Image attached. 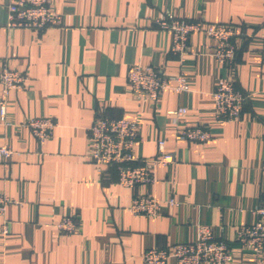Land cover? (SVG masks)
<instances>
[{"label":"crops","instance_id":"crops-1","mask_svg":"<svg viewBox=\"0 0 264 264\" xmlns=\"http://www.w3.org/2000/svg\"><path fill=\"white\" fill-rule=\"evenodd\" d=\"M47 1L61 25L36 32L7 29L8 0H0V71L27 77L8 94L0 120V147L14 153L0 157V193L17 203L0 217V264H143L149 249L194 242L200 226L225 241L228 264H258L235 238L256 223L254 209L264 203V0ZM160 18L233 27L239 50L232 73L210 57L215 42L201 34L190 36L184 55L173 54L172 35L156 26ZM133 65L182 75L189 91L168 89L154 102L133 94ZM227 74L245 100L238 121L218 122L212 93ZM181 106L182 124L208 127V142L174 139L171 119ZM101 117L137 125L139 161L158 158L162 140L175 163L149 164L150 186L122 187L105 167L101 177L86 158L87 129ZM38 118L56 124L43 145L23 126ZM135 195L161 201L160 217L133 215ZM64 217L75 219V233L57 231Z\"/></svg>","mask_w":264,"mask_h":264},{"label":"built area","instance_id":"built-area-1","mask_svg":"<svg viewBox=\"0 0 264 264\" xmlns=\"http://www.w3.org/2000/svg\"><path fill=\"white\" fill-rule=\"evenodd\" d=\"M6 28L28 29L44 32L49 28L59 27L61 17L47 0H8ZM156 26L172 35L171 52L184 55L191 35L201 34L212 39L215 44L209 51L210 57L229 73H232L239 46L235 43L237 32L233 27L211 24L204 21H181L178 19H156ZM261 62L264 66V39L261 45ZM27 77L20 72L7 68L0 71V120L5 122L8 94L24 87ZM129 89L133 94H143L151 101H156L165 90L176 94L189 91L187 79L178 75L163 77L152 67L133 65L127 74ZM213 117L218 122L238 121L241 117L245 96L236 89L230 74L215 87L213 93ZM187 114V108L179 107L171 125L174 127L176 141L206 143L211 139L208 127L183 125L181 119ZM39 145H43L53 134L55 122L45 118L29 119L23 123ZM88 153L86 158L97 167L101 177H106L104 167L115 171L117 183L122 187L133 188L137 185L150 186L155 182L149 164L168 166L175 163L172 153L164 150V141L157 143L159 157L139 161L133 154V147L139 140L137 125L125 119H108L101 117L87 129ZM13 151L0 147V157L4 160L13 156ZM170 206L176 205L173 199L166 201ZM17 204L10 197L0 193V217L7 208ZM161 201L149 195H135L129 205V211L135 216L158 218L161 215ZM259 219L255 224L243 227L236 233V242L242 252L252 253L258 264H264V203L254 209ZM61 234H73L77 223L72 217H64L56 225ZM3 233L7 226L3 225ZM174 258L176 264H228L231 255L225 241L213 235L207 226H200L197 237L192 243L175 244L170 249H149L142 256L143 264H167Z\"/></svg>","mask_w":264,"mask_h":264}]
</instances>
